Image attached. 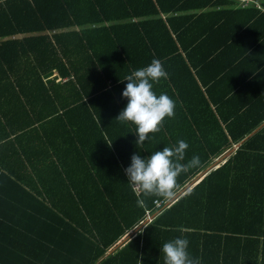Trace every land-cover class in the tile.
I'll list each match as a JSON object with an SVG mask.
<instances>
[{
    "label": "trees",
    "instance_id": "trees-1",
    "mask_svg": "<svg viewBox=\"0 0 264 264\" xmlns=\"http://www.w3.org/2000/svg\"><path fill=\"white\" fill-rule=\"evenodd\" d=\"M153 58L168 73L153 91L175 116L137 145L136 126L115 117L123 78ZM178 140L182 163L201 165L178 177L177 194L233 152L167 207L155 196L139 207L131 156ZM19 165L51 171L50 202ZM177 237L201 264H264V0L0 4V264H164L160 249Z\"/></svg>",
    "mask_w": 264,
    "mask_h": 264
},
{
    "label": "clouds",
    "instance_id": "clouds-1",
    "mask_svg": "<svg viewBox=\"0 0 264 264\" xmlns=\"http://www.w3.org/2000/svg\"><path fill=\"white\" fill-rule=\"evenodd\" d=\"M161 78L167 79L168 73L162 61L156 58L123 78L127 80V84L122 96L127 98V104L115 118L118 122H131L136 126L137 145H142L149 133L159 132L166 117L175 116V101L166 93L157 95L153 91V84L159 83ZM187 148L185 140H178L175 145L153 151L147 157L141 158L138 154L131 156V163L125 168V174L137 195L139 207L146 205L142 197L155 196L165 200L176 197L178 177L201 165L199 155H193L186 163H182ZM188 244V239L182 237L163 243L160 250L164 264H201L199 258L189 254Z\"/></svg>",
    "mask_w": 264,
    "mask_h": 264
},
{
    "label": "crops",
    "instance_id": "crops-1",
    "mask_svg": "<svg viewBox=\"0 0 264 264\" xmlns=\"http://www.w3.org/2000/svg\"><path fill=\"white\" fill-rule=\"evenodd\" d=\"M7 0H0V4L5 3ZM242 2V0H241ZM257 2V1H256ZM244 4V2H242ZM258 3V2H257ZM256 3V4H257ZM258 5V4H257ZM74 29H78L77 27ZM59 31H54L52 33L46 32L49 35H55L56 33H58ZM19 38L23 37V36H18ZM49 77H53L56 76V72L53 70L50 74ZM60 79L57 78L56 81H59ZM232 151H228L227 153H223L221 154L219 157H216L215 159L212 160V162L210 163V165L202 172H200L193 180H191L189 182L188 185H185V187L178 193V194H182V191L184 190H188L189 188H191L193 185H195L198 181L202 180L203 177L210 172L211 170H215L216 168L220 167L221 165H223L225 163V160L231 155ZM225 154V155H224ZM17 174L19 176H24L26 181H23V184H29L28 187H30L32 189L31 192L39 195L41 198L44 199L45 202L49 201L50 202V198H49V193L47 192V190H45L42 184H45V181L49 178H52L51 176H49V174H51V171H45L44 167L42 168V170L40 171H35L32 168L26 166L23 167L21 165H19L17 168ZM6 170V169H5ZM177 194V195H178ZM177 195L174 198L175 200L177 199ZM173 200V199H172ZM172 200H166V202L168 201H172ZM173 200V202L175 201ZM172 202V203H173ZM170 203V204H172ZM135 229H137V227H135ZM136 230H132L130 232H128L125 236L122 237L120 243L116 244L115 246H121L124 242H126V240L129 238V236L131 234H134ZM113 247L111 250L115 249L116 247Z\"/></svg>",
    "mask_w": 264,
    "mask_h": 264
},
{
    "label": "built area",
    "instance_id": "built-area-1",
    "mask_svg": "<svg viewBox=\"0 0 264 264\" xmlns=\"http://www.w3.org/2000/svg\"><path fill=\"white\" fill-rule=\"evenodd\" d=\"M242 2H244V4H245L246 2H248V0H242ZM155 205H156V208H164V207H167L168 205H170V203L168 204L166 201L165 202H156L155 201ZM155 215L156 214L151 215V214L147 213L146 214V220H144V222H142V224L149 222L153 217H155Z\"/></svg>",
    "mask_w": 264,
    "mask_h": 264
},
{
    "label": "rangeland",
    "instance_id": "rangeland-1",
    "mask_svg": "<svg viewBox=\"0 0 264 264\" xmlns=\"http://www.w3.org/2000/svg\"><path fill=\"white\" fill-rule=\"evenodd\" d=\"M228 151H225L224 153H227ZM225 155V154H224ZM173 200H175V199H173ZM173 200L172 201H168L167 203L169 204V203H172L173 202ZM121 241V240H120ZM120 241L118 242V243H120ZM117 243V244H118Z\"/></svg>",
    "mask_w": 264,
    "mask_h": 264
}]
</instances>
